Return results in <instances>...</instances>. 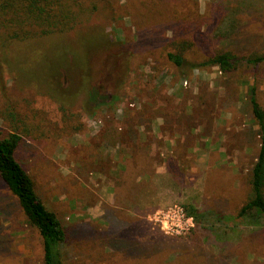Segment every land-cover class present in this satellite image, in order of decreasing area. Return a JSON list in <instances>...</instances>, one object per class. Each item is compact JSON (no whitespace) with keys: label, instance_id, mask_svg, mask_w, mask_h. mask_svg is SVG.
I'll return each mask as SVG.
<instances>
[{"label":"rangeland","instance_id":"rangeland-1","mask_svg":"<svg viewBox=\"0 0 264 264\" xmlns=\"http://www.w3.org/2000/svg\"><path fill=\"white\" fill-rule=\"evenodd\" d=\"M98 6L67 35L20 48L8 64L23 75L8 65L0 75V138L20 134L16 159L60 220L64 264H264V219L235 218L259 146L247 100L254 79L176 67L164 41L200 38L192 62L221 47L264 50V0ZM155 28L163 40L145 39ZM258 72L264 107V64ZM173 204L200 214L189 233L165 234L150 220ZM42 258L38 231L0 182V264Z\"/></svg>","mask_w":264,"mask_h":264},{"label":"trees","instance_id":"trees-1","mask_svg":"<svg viewBox=\"0 0 264 264\" xmlns=\"http://www.w3.org/2000/svg\"><path fill=\"white\" fill-rule=\"evenodd\" d=\"M104 0H0V75L2 66L8 65L14 54L35 42H44L47 38L67 35L75 29L86 16L97 11L98 5ZM181 21L168 23L172 33ZM163 25V24H162ZM164 26V25H163ZM160 40L161 33L157 28L147 33L145 39ZM175 37V36H174ZM165 37L164 41L173 46L174 50L167 51L165 56L176 67L202 68L216 66L223 74L244 69L252 77L254 83L248 86L247 100L251 118L257 126L255 134L258 137V151L252 163L248 176L250 191L247 199L238 208L235 218L248 220L249 224L262 225L264 219V107L258 99V70L264 64V50L253 53H239L236 49L221 47L219 50L205 54L198 62L186 59L196 41L187 38L175 39ZM163 40V39H162ZM207 40V39H206ZM103 41L109 44L103 36ZM202 41V40H201ZM10 67V66H9ZM10 71L15 75H23L11 64ZM61 68H57L59 70ZM52 72L50 75H55ZM21 136L11 132L0 138V182L15 197L19 208L27 222L36 228L42 239V264H64L59 247L65 239V232L57 214L47 208L37 195L32 178L26 169L16 159V149ZM188 214L198 222L200 214L186 208Z\"/></svg>","mask_w":264,"mask_h":264},{"label":"built area","instance_id":"built-area-1","mask_svg":"<svg viewBox=\"0 0 264 264\" xmlns=\"http://www.w3.org/2000/svg\"><path fill=\"white\" fill-rule=\"evenodd\" d=\"M169 235H184L194 227V218L180 204L157 210L150 219Z\"/></svg>","mask_w":264,"mask_h":264},{"label":"crops","instance_id":"crops-1","mask_svg":"<svg viewBox=\"0 0 264 264\" xmlns=\"http://www.w3.org/2000/svg\"><path fill=\"white\" fill-rule=\"evenodd\" d=\"M155 196H156V195H155ZM155 198H157V200H158L159 196H156ZM156 203H157V202H156ZM156 203L153 204V206H156V205H157Z\"/></svg>","mask_w":264,"mask_h":264}]
</instances>
